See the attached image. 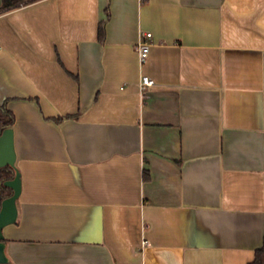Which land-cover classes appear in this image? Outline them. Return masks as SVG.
Listing matches in <instances>:
<instances>
[{
    "label": "crops",
    "instance_id": "1",
    "mask_svg": "<svg viewBox=\"0 0 264 264\" xmlns=\"http://www.w3.org/2000/svg\"><path fill=\"white\" fill-rule=\"evenodd\" d=\"M142 75L154 84L141 88ZM1 104L21 179L4 264L253 261L264 239V0L2 11Z\"/></svg>",
    "mask_w": 264,
    "mask_h": 264
},
{
    "label": "water",
    "instance_id": "2",
    "mask_svg": "<svg viewBox=\"0 0 264 264\" xmlns=\"http://www.w3.org/2000/svg\"><path fill=\"white\" fill-rule=\"evenodd\" d=\"M15 150L12 127H6L0 134V167L11 166L14 168V177L3 182L4 186L11 189L12 193L0 201V264L8 262L4 252L2 229L4 226L15 222L17 217L16 200L21 191L19 171L15 168Z\"/></svg>",
    "mask_w": 264,
    "mask_h": 264
},
{
    "label": "trees",
    "instance_id": "3",
    "mask_svg": "<svg viewBox=\"0 0 264 264\" xmlns=\"http://www.w3.org/2000/svg\"><path fill=\"white\" fill-rule=\"evenodd\" d=\"M34 0H3L0 5V12L16 7L20 4L28 3ZM104 37V26L101 24L98 30V38L101 41ZM60 117L55 118L59 120ZM14 122L13 113L6 109L4 104L0 105V134L2 130L6 127H12ZM14 177V168L11 166L0 167V201L9 196L12 191L10 188L4 186L3 182ZM248 264H264V239L262 245L255 250V255L253 261Z\"/></svg>",
    "mask_w": 264,
    "mask_h": 264
},
{
    "label": "built area",
    "instance_id": "4",
    "mask_svg": "<svg viewBox=\"0 0 264 264\" xmlns=\"http://www.w3.org/2000/svg\"><path fill=\"white\" fill-rule=\"evenodd\" d=\"M151 37V33L148 31H141L139 40L136 44L135 50L137 53L138 62L142 65L146 62L149 54L150 43L147 41ZM154 84V80L146 75H142L140 78V87L144 88Z\"/></svg>",
    "mask_w": 264,
    "mask_h": 264
}]
</instances>
